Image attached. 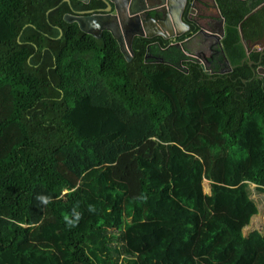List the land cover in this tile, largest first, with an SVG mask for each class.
<instances>
[{"label": "trees", "instance_id": "obj_1", "mask_svg": "<svg viewBox=\"0 0 264 264\" xmlns=\"http://www.w3.org/2000/svg\"><path fill=\"white\" fill-rule=\"evenodd\" d=\"M260 2L217 0L220 72L160 37L127 60L64 0H0V264H264L263 63L238 29Z\"/></svg>", "mask_w": 264, "mask_h": 264}, {"label": "water", "instance_id": "obj_2", "mask_svg": "<svg viewBox=\"0 0 264 264\" xmlns=\"http://www.w3.org/2000/svg\"><path fill=\"white\" fill-rule=\"evenodd\" d=\"M78 1L88 4L90 0ZM101 2L105 8L98 11L89 10L78 15L65 14L64 20L69 23L75 22L81 31L95 37H98V33L104 30L109 31L118 42L127 60H130L133 54L131 44L135 36L152 38L155 35H161L165 37L167 33L171 36H178L183 32L179 29L180 26L188 28V25L181 19L187 0H101ZM191 11L192 8L189 13ZM238 27L241 42L249 52L256 43L247 44L243 38L240 23ZM223 34L222 20L220 35L223 36ZM257 73L264 77V67L258 68ZM208 193H210V188Z\"/></svg>", "mask_w": 264, "mask_h": 264}, {"label": "flooded vegetation", "instance_id": "obj_3", "mask_svg": "<svg viewBox=\"0 0 264 264\" xmlns=\"http://www.w3.org/2000/svg\"><path fill=\"white\" fill-rule=\"evenodd\" d=\"M64 1L69 3V6H71V8H73L74 11L73 13H67V14L78 15L89 10H94V9L75 10V8L73 7V1L75 0H69V1L64 0ZM249 1L253 2L254 0H249ZM198 2L199 1L197 0L194 2L193 0H187L185 8L182 12L181 19L188 25V28H186V32L182 30V28L179 29L181 30V32L183 31V33L186 34V37H184L182 40H177L178 38L177 36L175 35L171 36L167 33L165 37L163 36V38L168 41L169 46L171 45L177 46L178 43H182L184 47V55L186 56V59L198 63L203 69H211L212 67L214 68L215 64L217 63L219 65V71L225 72V65L227 60L223 56V50L221 45V40L224 34L223 36L220 35L222 20H223V29H224V19L219 12V8L217 6V0H206L207 5L204 7H202L201 4L199 5ZM186 8H187V12L186 15L184 16V11L186 10ZM190 8H192L191 13H189ZM262 10H264V0H261L259 4H256L254 8L243 19H246L247 16L256 14ZM205 11H207V13ZM209 15H212L214 17L211 18ZM242 20L239 22L240 26L242 24ZM260 22H262V20H260ZM261 33H264V27ZM100 34L98 33L99 36ZM218 35L219 37H217ZM158 36L161 35H157V37ZM261 36L263 35L261 34ZM254 47L256 48L257 46L255 45ZM160 48L162 47L160 46ZM261 53H264V51H262ZM220 57H222L226 62L222 61V58ZM246 59L247 57H245V60ZM263 60H264V56H262L261 54L258 62L263 64L257 65L256 68L254 69L255 73L260 77L262 75L257 73V69L264 67V62H262ZM160 61H162L161 58ZM247 62L249 65H254L255 63L253 60H248ZM229 69L230 68H228V70Z\"/></svg>", "mask_w": 264, "mask_h": 264}, {"label": "crops", "instance_id": "obj_4", "mask_svg": "<svg viewBox=\"0 0 264 264\" xmlns=\"http://www.w3.org/2000/svg\"><path fill=\"white\" fill-rule=\"evenodd\" d=\"M198 4L200 5H202V7H204L205 5H207V2H206V0H199V2H198ZM206 13H207V11H205ZM220 12V11H219ZM221 14V13H220ZM214 15V14H213ZM215 16V15H214ZM222 16V15H221ZM223 17V16H222ZM224 19V18H223ZM180 26V25H179ZM179 28H182V30H184L185 32H186V28H184L183 26H180ZM184 33L182 32L180 35H178L177 37L179 38V37H181L182 35H183ZM242 35H243V33H242ZM262 35L263 36H260V38H256V39H254L253 41H251V40H249V39H247V38H245L244 37V35H243V38H244V40L247 42V44H253V43H256V48L254 47V48H252L249 52H247L246 51V48H245V46L243 45V43L241 42V37H240V42L242 43V45H243V47H244V49H245V53H246V57H247V55L251 52V51H258L259 53H261L262 51H264V33H262ZM154 37H157V35H155ZM158 37H160V38H163V37H161V36H158ZM186 37V36H185ZM153 38V37H152ZM177 38V39H178ZM164 39V38H163ZM256 41V42H255ZM261 41H262V43H261ZM257 43H258V45H257ZM178 46H180L181 48H184L183 47V45H182V43H178ZM262 54V53H261ZM260 54V55H261ZM223 56H224V52H223ZM224 58H225V56H224ZM226 62V61H225ZM226 64H228L227 62H226ZM229 65V64H228ZM231 68V67H230ZM261 77H263V76H261ZM264 78V77H263Z\"/></svg>", "mask_w": 264, "mask_h": 264}, {"label": "rangeland", "instance_id": "obj_5", "mask_svg": "<svg viewBox=\"0 0 264 264\" xmlns=\"http://www.w3.org/2000/svg\"><path fill=\"white\" fill-rule=\"evenodd\" d=\"M203 187L205 192H209V181L206 179L203 181ZM262 224H264V208L262 211L259 212L257 216H255L252 220V226L248 229L257 228L260 227ZM113 257L116 258V262L114 264H120L122 258L126 257L125 254H122L119 258L117 257L116 253H113Z\"/></svg>", "mask_w": 264, "mask_h": 264}, {"label": "clouds", "instance_id": "obj_6", "mask_svg": "<svg viewBox=\"0 0 264 264\" xmlns=\"http://www.w3.org/2000/svg\"><path fill=\"white\" fill-rule=\"evenodd\" d=\"M208 181V180H207ZM77 219L79 218V215L77 214V217H76ZM67 219V218H66ZM68 223L70 224V225H74V221H68Z\"/></svg>", "mask_w": 264, "mask_h": 264}]
</instances>
